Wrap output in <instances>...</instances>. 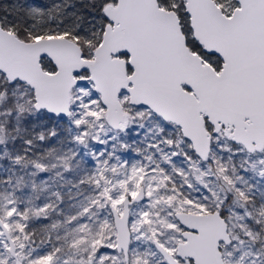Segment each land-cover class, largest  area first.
I'll use <instances>...</instances> for the list:
<instances>
[{"label":"snow or ice","instance_id":"6c2138e0","mask_svg":"<svg viewBox=\"0 0 264 264\" xmlns=\"http://www.w3.org/2000/svg\"><path fill=\"white\" fill-rule=\"evenodd\" d=\"M0 264H264V0L0 4Z\"/></svg>","mask_w":264,"mask_h":264},{"label":"trees","instance_id":"16d2710c","mask_svg":"<svg viewBox=\"0 0 264 264\" xmlns=\"http://www.w3.org/2000/svg\"><path fill=\"white\" fill-rule=\"evenodd\" d=\"M25 2H30V0H0V4H12V3L23 4Z\"/></svg>","mask_w":264,"mask_h":264}]
</instances>
